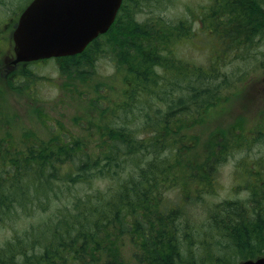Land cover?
<instances>
[{
    "label": "trees",
    "instance_id": "16d2710c",
    "mask_svg": "<svg viewBox=\"0 0 264 264\" xmlns=\"http://www.w3.org/2000/svg\"><path fill=\"white\" fill-rule=\"evenodd\" d=\"M218 2L203 16L210 29L190 32L185 19L159 16L151 28L121 24L113 32L118 16L80 54L19 64L23 70L53 61L74 86L89 82L95 54L108 44L126 88L118 100L106 97L105 82L94 84L92 97L80 91L88 116L78 132L56 120L47 138L34 137L24 148L0 141V224L20 213L34 220L0 247V264H234L245 258L234 243H258L264 180L255 164L247 171L258 193L251 207L223 200L193 221L182 211L216 192L227 150L252 144L238 128L212 131L205 141L195 130L223 103L222 62L246 58L264 20L259 0H227L221 8ZM193 37L214 41L207 64L173 50L177 40ZM258 134L264 136L263 127ZM75 186L82 190L72 194ZM215 243L221 254L194 249Z\"/></svg>",
    "mask_w": 264,
    "mask_h": 264
},
{
    "label": "rangeland",
    "instance_id": "374dc122",
    "mask_svg": "<svg viewBox=\"0 0 264 264\" xmlns=\"http://www.w3.org/2000/svg\"><path fill=\"white\" fill-rule=\"evenodd\" d=\"M217 1L219 8L227 2V0H127L113 32L118 31L117 28L121 24L131 29L137 25L151 28L159 16L164 20L185 19L189 22L190 32L210 29L211 24L203 16ZM28 2L29 0H0V141L4 139L6 142L17 143L19 148L32 144L34 137L47 138L49 125L54 124L56 120L63 122V128L67 127L74 132L80 131L84 127H81L83 116H88V113H85L86 96L83 97L80 91H85L87 96L92 97L94 84L105 82L108 88L106 97L118 100L126 88L122 72L116 70L115 50L107 51L108 44L103 43L89 67L90 76L87 78L89 82L77 81L72 86L53 61L33 64L23 70L19 68L15 71L10 68L8 61L14 58L12 32L18 13ZM258 4L260 10L264 11V0H259ZM121 40L123 39L112 42L117 43ZM211 41L210 37L177 40L173 50L179 57L203 65L209 62V50L212 49L209 46L214 44V41L212 43ZM249 50L244 59L229 57L224 59L222 67L227 80L218 82L222 88L219 91L222 93L220 98L223 103L218 110L209 112L210 114L205 116L195 130L197 134L203 135L205 141L212 131H220L219 133L224 135L229 129L238 128L245 141L252 144L233 151L227 150L218 169L216 192L203 196V200L198 203H186L183 206L182 211H187L185 218L189 217L188 221H193L197 216H205V213L209 214L207 205L223 200L238 201L251 207L253 195L257 193L254 192L256 181L247 177L248 168L252 165L255 164L259 169V179L264 180V136L260 134L255 136L258 126L264 128V124L256 126L257 122L264 119V20L262 26L256 30ZM23 85L27 88L25 89ZM183 85L185 87L186 83ZM240 161L241 165L238 166ZM104 185L105 181L95 183L99 188ZM78 190L82 189L78 186L72 187V194ZM261 194L262 197L255 198L264 199V191ZM33 221V218H25V215L20 213L17 218L12 216L2 222L0 247L12 237L14 231L20 232L22 226ZM199 248L194 247L196 253L202 255L222 253V247H218L216 243L210 244L206 249ZM237 263L238 261L234 262Z\"/></svg>",
    "mask_w": 264,
    "mask_h": 264
},
{
    "label": "water",
    "instance_id": "95a60500",
    "mask_svg": "<svg viewBox=\"0 0 264 264\" xmlns=\"http://www.w3.org/2000/svg\"><path fill=\"white\" fill-rule=\"evenodd\" d=\"M121 0H33L12 34L14 63L72 56L112 24ZM83 7H81V5ZM240 264H264V258Z\"/></svg>",
    "mask_w": 264,
    "mask_h": 264
},
{
    "label": "flooded vegetation",
    "instance_id": "af4514ba",
    "mask_svg": "<svg viewBox=\"0 0 264 264\" xmlns=\"http://www.w3.org/2000/svg\"><path fill=\"white\" fill-rule=\"evenodd\" d=\"M126 2H127V0L121 1V6L118 9V15H120V13L123 12L124 7L126 6ZM80 5H81V7H83L82 4H80ZM16 23H17V20H16ZM16 23H15V26H16ZM13 60L8 61V66L12 69H15V71H16V69L17 70L19 69V64L14 63ZM259 229L261 230L262 227ZM260 233L262 236L259 239L258 243H251V244L241 243V244H237V245L234 243V247H236V246L238 247L237 251L241 253L240 255H243V257H245V258L238 259V263H240L242 261H246V260H255L257 258L264 257V233L263 232H260ZM227 243H225V244H227ZM228 244H231V243H228Z\"/></svg>",
    "mask_w": 264,
    "mask_h": 264
}]
</instances>
